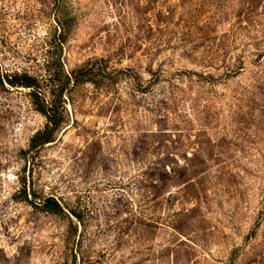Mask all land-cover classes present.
Instances as JSON below:
<instances>
[{
    "label": "rangeland",
    "instance_id": "374dc122",
    "mask_svg": "<svg viewBox=\"0 0 264 264\" xmlns=\"http://www.w3.org/2000/svg\"><path fill=\"white\" fill-rule=\"evenodd\" d=\"M0 73V264H264V0H0Z\"/></svg>",
    "mask_w": 264,
    "mask_h": 264
},
{
    "label": "trees",
    "instance_id": "16d2710c",
    "mask_svg": "<svg viewBox=\"0 0 264 264\" xmlns=\"http://www.w3.org/2000/svg\"><path fill=\"white\" fill-rule=\"evenodd\" d=\"M58 7H62L65 0H55ZM82 76H74L72 75V84L75 87L76 85L84 84L91 82V79L88 77L91 74V71H87L83 73ZM93 82V81H92ZM9 84L10 86L14 87H24V88H30L35 91L36 96L40 97L41 94V87L39 86L40 83L37 78L30 76L28 74H24L22 76L14 77V79H10L9 77H5V75H1L0 73V84ZM40 93V94H39ZM42 111L47 115L48 117V124L43 132L38 133L36 137L33 139V147L38 148L40 146L52 143L55 141V135L54 130L55 127L58 125L57 123V117L55 113H52V110L50 109V106L44 102V108ZM60 117V116H59ZM43 207L45 211L51 214H60L62 213L63 209L61 205L52 197L46 199L44 201Z\"/></svg>",
    "mask_w": 264,
    "mask_h": 264
}]
</instances>
